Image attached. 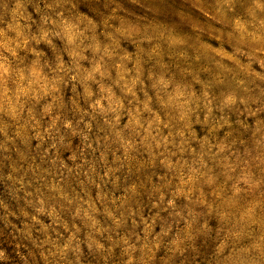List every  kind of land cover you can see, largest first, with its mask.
I'll list each match as a JSON object with an SVG mask.
<instances>
[{"label": "rangeland", "instance_id": "374dc122", "mask_svg": "<svg viewBox=\"0 0 264 264\" xmlns=\"http://www.w3.org/2000/svg\"><path fill=\"white\" fill-rule=\"evenodd\" d=\"M0 264H264V0H0Z\"/></svg>", "mask_w": 264, "mask_h": 264}, {"label": "trees", "instance_id": "16d2710c", "mask_svg": "<svg viewBox=\"0 0 264 264\" xmlns=\"http://www.w3.org/2000/svg\"><path fill=\"white\" fill-rule=\"evenodd\" d=\"M172 2L174 3H180L181 4V0H172ZM184 6L188 7L190 11H188L187 14L183 13V15H194V16H200L204 22H213L212 20L214 19L215 20V23L217 22V18L218 16H216V12L213 8H208L206 6H194V5H191L190 3H184ZM237 11V10H236ZM234 12V13H226V17H227V22L225 21V23H228V25L230 26H233V24L236 22V21H242L244 20V15H241V14H237V12ZM191 12V13H190ZM170 18V23L174 24V25H185V23H182L181 22V19L180 17L182 18V15L181 16H171L169 15ZM260 21L259 20H256V24H259ZM206 24V23H205ZM220 26V25H219ZM217 26V27H219ZM221 28V27H220ZM182 34L184 35H188V34H195L193 33V31L191 32L190 30H180ZM203 32V31H202ZM204 35L203 38L204 40L203 41H207V39L209 38V34L208 33H202ZM213 36V34H211ZM224 42V39L223 41Z\"/></svg>", "mask_w": 264, "mask_h": 264}]
</instances>
